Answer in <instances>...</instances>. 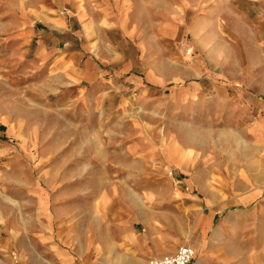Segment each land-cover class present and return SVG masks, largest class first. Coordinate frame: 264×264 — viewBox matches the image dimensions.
Listing matches in <instances>:
<instances>
[{
	"label": "rangeland",
	"instance_id": "rangeland-1",
	"mask_svg": "<svg viewBox=\"0 0 264 264\" xmlns=\"http://www.w3.org/2000/svg\"><path fill=\"white\" fill-rule=\"evenodd\" d=\"M56 1L0 0V203L19 264H39L35 201L7 202L29 184L63 197L59 231L125 213L180 245L208 225L220 264H264V0ZM106 8L137 25L127 62L156 92L71 84L41 53L50 19L80 47Z\"/></svg>",
	"mask_w": 264,
	"mask_h": 264
},
{
	"label": "crops",
	"instance_id": "crops-1",
	"mask_svg": "<svg viewBox=\"0 0 264 264\" xmlns=\"http://www.w3.org/2000/svg\"><path fill=\"white\" fill-rule=\"evenodd\" d=\"M56 2V8L63 5V0ZM104 21L110 25L103 24ZM91 22L98 28L94 31L97 32L96 37L94 41L80 47L75 46L77 36L74 30L64 26L66 24L64 17L50 19L48 28L34 31L40 38L41 53L45 59H49L47 63L50 67L58 70L65 80H71V84L91 82L107 85V82L112 80L122 87L156 92L157 88L150 87L149 90L142 88L143 77L131 73L127 62V50H137L139 54L141 34L137 30V25L133 28L126 18L109 8L102 12H94ZM95 40H100L98 49L94 46ZM84 88L83 91L89 95L91 90ZM178 91L182 95H187L190 90L183 87ZM47 190L46 186L29 184L27 192L32 199L28 197L24 201L11 197L7 201L11 204L22 202L23 207L30 206V202L35 201L34 208L40 222V231L35 232L38 233L39 239V264H145L152 257L174 253L183 244H189L196 249V257L191 264H220L219 254L208 237V225L199 226L198 238L190 239V236L187 238V234V241L180 245L178 240L169 238L159 229L151 228L146 222L145 227L139 229L136 216H128L125 213L104 216L97 223L90 221L87 216L72 215L70 230L59 231L57 228L59 222L61 224L69 222V211L58 210L57 207L62 204L63 197L60 198L59 195L50 197L51 195L46 193ZM1 206L0 203V264H19L18 256H25V249L18 247L13 241L14 234L18 232L11 231L14 233L12 236L7 233L10 229L3 226L4 223L7 224L11 214ZM214 219L215 213H210L203 216L202 222L206 221L208 224Z\"/></svg>",
	"mask_w": 264,
	"mask_h": 264
},
{
	"label": "built area",
	"instance_id": "built-area-1",
	"mask_svg": "<svg viewBox=\"0 0 264 264\" xmlns=\"http://www.w3.org/2000/svg\"><path fill=\"white\" fill-rule=\"evenodd\" d=\"M196 257V249L189 245H181L174 253L152 257L145 264H191Z\"/></svg>",
	"mask_w": 264,
	"mask_h": 264
},
{
	"label": "trees",
	"instance_id": "trees-1",
	"mask_svg": "<svg viewBox=\"0 0 264 264\" xmlns=\"http://www.w3.org/2000/svg\"><path fill=\"white\" fill-rule=\"evenodd\" d=\"M1 128H3L2 126H0Z\"/></svg>",
	"mask_w": 264,
	"mask_h": 264
}]
</instances>
